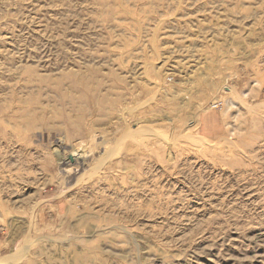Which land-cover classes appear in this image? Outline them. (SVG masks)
I'll list each match as a JSON object with an SVG mask.
<instances>
[{"label": "rangeland", "instance_id": "1", "mask_svg": "<svg viewBox=\"0 0 264 264\" xmlns=\"http://www.w3.org/2000/svg\"><path fill=\"white\" fill-rule=\"evenodd\" d=\"M0 264H264V0H0Z\"/></svg>", "mask_w": 264, "mask_h": 264}, {"label": "water", "instance_id": "2", "mask_svg": "<svg viewBox=\"0 0 264 264\" xmlns=\"http://www.w3.org/2000/svg\"><path fill=\"white\" fill-rule=\"evenodd\" d=\"M69 158L72 159V156L69 155Z\"/></svg>", "mask_w": 264, "mask_h": 264}, {"label": "bare ground", "instance_id": "3", "mask_svg": "<svg viewBox=\"0 0 264 264\" xmlns=\"http://www.w3.org/2000/svg\"><path fill=\"white\" fill-rule=\"evenodd\" d=\"M81 155H82V154H81ZM81 155H80V156H81ZM80 156H77V157L79 158ZM81 157H82V156H81Z\"/></svg>", "mask_w": 264, "mask_h": 264}]
</instances>
